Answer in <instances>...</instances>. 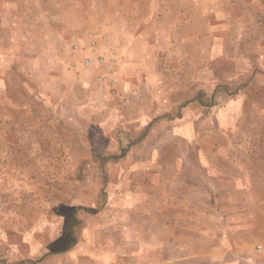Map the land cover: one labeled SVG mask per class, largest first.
Returning <instances> with one entry per match:
<instances>
[{
    "label": "rangeland",
    "instance_id": "1",
    "mask_svg": "<svg viewBox=\"0 0 264 264\" xmlns=\"http://www.w3.org/2000/svg\"><path fill=\"white\" fill-rule=\"evenodd\" d=\"M166 235L264 264V0H0V264H159Z\"/></svg>",
    "mask_w": 264,
    "mask_h": 264
},
{
    "label": "crops",
    "instance_id": "2",
    "mask_svg": "<svg viewBox=\"0 0 264 264\" xmlns=\"http://www.w3.org/2000/svg\"><path fill=\"white\" fill-rule=\"evenodd\" d=\"M166 230H167V226H166ZM169 237H172V236H169ZM169 237H168V235H166L164 240H158V242L156 243L157 246L159 247V257H161V253H163V252L165 253L164 259L162 258V260L160 261L159 264H173L172 261L178 260L177 257H175L173 260H170V259L168 260V257H170V256L169 255L167 256V250L166 249L168 248L167 245H168ZM175 237L177 238V236H175ZM148 238H149V236H148ZM148 242H149L148 245L155 246V244H153L154 242H151V240ZM169 243H170V241H169ZM172 244L175 245V249H174L175 251H177L179 248H181L180 247L181 245L180 244L178 245L176 242L172 243ZM160 249H161V253H160ZM53 255H54V251H52L50 249H41V250H37V251H35V250L33 251V249H32V251L30 253V257L29 256H23L22 258H18V262L23 261V262H21V264L22 263H24V264H40V262H39L40 260H42V259H43V261L48 260L47 257L53 256ZM148 255L151 257L152 254L148 253Z\"/></svg>",
    "mask_w": 264,
    "mask_h": 264
}]
</instances>
